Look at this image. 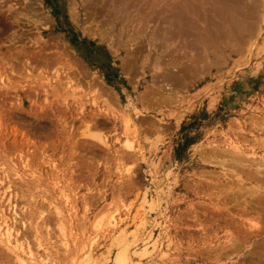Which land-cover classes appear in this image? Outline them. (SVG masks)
Wrapping results in <instances>:
<instances>
[{"label":"rangeland","instance_id":"1","mask_svg":"<svg viewBox=\"0 0 264 264\" xmlns=\"http://www.w3.org/2000/svg\"><path fill=\"white\" fill-rule=\"evenodd\" d=\"M183 1L0 0V209L47 264L252 262L218 248L263 222L264 0Z\"/></svg>","mask_w":264,"mask_h":264},{"label":"bare ground","instance_id":"2","mask_svg":"<svg viewBox=\"0 0 264 264\" xmlns=\"http://www.w3.org/2000/svg\"><path fill=\"white\" fill-rule=\"evenodd\" d=\"M181 1V0H180ZM183 1V0H182ZM184 2V1H183ZM222 2V1H221ZM184 3H186V2H184ZM224 3V2H223ZM177 3H175V4H173V5H176ZM181 4H183L182 2H181ZM187 4V3H186ZM185 4V5H186ZM189 4V3H188ZM216 4V3H215ZM218 4V3H217ZM172 5V6H173ZM178 6V5H177ZM218 6V5H217ZM173 7H175V6H173ZM176 8H178V10L180 9V7L178 6V7H176ZM184 8H187V7H184ZM172 9H174V8H172ZM226 9V8H225ZM181 10H183V8L181 9ZM186 10V9H185ZM232 10V9H231ZM228 11V10H227ZM173 12V11H172ZM174 13H175V10H174ZM182 15L184 14V13H181ZM173 15V14H172ZM219 15V14H218ZM230 15V14H229ZM232 15V14H231ZM171 16V15H170ZM174 16V15H173ZM175 16H176V14H175ZM174 16V17H175ZM181 16V15H180ZM222 16V15H221ZM220 16V17H221ZM185 15H184V19H185ZM223 17V16H222ZM230 17H232V16H230ZM183 19V18H182ZM222 19V18H221ZM175 22V21H174ZM178 22V21H177ZM179 22H180V20H179ZM178 22V23H179ZM180 24V23H179ZM181 24H183V23H181ZM180 24V25H181ZM172 25V24H171ZM186 25V24H185ZM224 25V24H223ZM180 31V30H179ZM126 65V64H125ZM79 72V71H78ZM77 72V73H78ZM14 74V73H13ZM6 78V77H5ZM2 79V78H1ZM4 81H5V79H4ZM68 81H70V82H72L70 79L68 80ZM2 82V81H1ZM4 83V82H3ZM4 85V84H3ZM67 85H69V84H67ZM2 88H5V87H2ZM1 89V88H0ZM103 89V88H102ZM8 90V89H7ZM103 91V90H102ZM106 93V92H105ZM110 95V94H109ZM42 110V109H41ZM13 125V124H12ZM4 129V128H3ZM14 129H16V127L14 128ZM18 129V128H17ZM16 129V130H17ZM16 130H13V131H16ZM18 133V132H17ZM22 133V132H21ZM15 134H16V132H15ZM14 134V135H15ZM94 134V133H93ZM17 135V134H16ZM21 136V135H20ZM233 149H234V151H236V154H240L241 153V151H242V148L241 147H239V146H232V152H233ZM41 150V149H40ZM230 150V151H231ZM41 152H42V150H41ZM232 152H229V153H232ZM238 152H240V153H238ZM243 153V152H242ZM241 153V154H242ZM247 153V152H246ZM234 154V153H233ZM252 156V155H251ZM85 160V159H84ZM260 160H262V159H260ZM248 161V160H247ZM263 161V160H262ZM261 161V162H262ZM85 162V161H84ZM219 163H220V161H219ZM222 163V162H221ZM244 163H246V162H244ZM225 164V163H224ZM236 164H237V162H236ZM257 165H258V163H257ZM263 165V164H262ZM243 166V165H242ZM240 167H241V164H240ZM259 167V166H258ZM242 168V170L244 169L243 167H241ZM251 168V167H250ZM245 169H247V168H245ZM258 171H260V167H259V170ZM12 172V171H11ZM14 172H15V176H17V173L18 172H16V170H14ZM239 172V171H238ZM256 172H257V170H256ZM255 172V173H256ZM225 173H227V172H225ZM236 173V172H235ZM234 173V175L232 174V176H233V178H235L236 177V174ZM242 173V172H241ZM7 174H9L8 172H7ZM6 174V175H7ZM223 174V173H222ZM239 174H240V172H239ZM243 174V173H242ZM246 174V173H245ZM258 174V173H257ZM261 176H264V172L263 173H259ZM258 174V175H259ZM226 175V174H225ZM231 175V174H230ZM248 175V174H247ZM259 175V176H260ZM2 176V175H1ZM1 176H0V184L3 182V178H1ZM218 176V175H217ZM228 176V175H227ZM240 176V175H239ZM239 176H237L236 177V179L239 177ZM258 176V177H259ZM260 176V177H261ZM21 177V176H20ZM246 177V176H245ZM245 177H244V179H245ZM256 177V176H255ZM229 179H231L230 177H228ZM6 180H7V178H5ZM244 179H242V180H244ZM260 180H261V178H259ZM264 179V178H263ZM232 180V179H231ZM240 180H241V178H240ZM225 181V180H224ZM226 181H227V179H226ZM229 181V180H228ZM237 181H238V179H237ZM259 181V180H258ZM241 182V181H240ZM244 182H245V180H244ZM233 183V182H232ZM260 183V182H259ZM263 183V182H262ZM230 184V183H229ZM241 184V183H240ZM3 185V184H2ZM231 185V184H230ZM262 185V184H261ZM8 186V185H7ZM7 186H6V189H8L7 188ZM225 186H226V184H225ZM228 186V185H227ZM242 186V185H241ZM258 185H255V188L252 186V188L253 189H251L252 191V193L251 192H249L250 194H249V198L252 196L253 197V194L255 195V194H257V193H259L261 190H263V194H260L259 196H260V199L261 198H263V209H264V186H263V189H259L258 187H260V186H258ZM247 187V186H246ZM245 187V188H246ZM249 187V186H248ZM251 187V186H250ZM249 187V188H250ZM262 187V186H261ZM236 188H242V187H239V185H238V187L236 186ZM236 188L234 189V191H236ZM218 189H219V187H218ZM221 189V188H220ZM224 189L225 188H223V190H222V192H224ZM229 189H230V187H229ZM244 189V188H243ZM3 190H5V189H3ZM213 190V189H212ZM231 190V189H230ZM238 190H240V192H242L241 190L242 189H238ZM215 191H217V189L215 190ZM227 191H229V190H226V192ZM244 191H246V193H245V195L247 194V189H245ZM7 192V191H6ZM222 192L220 191V194H222ZM239 192V193H240ZM4 193H5V191H4ZM4 193H3V195H4ZM228 194H229V192H227ZM226 193V195H228ZM231 193V192H230ZM234 193V192H233ZM244 193V192H243ZM7 194V193H6ZM5 194V195H6ZM232 194V193H231ZM238 194V193H237ZM241 194V193H240ZM11 194H9V196H10ZM212 195V194H211ZM214 195V194H213ZM216 195L217 194H215V197H216ZM225 195V196H226ZM239 195V194H238ZM258 195V194H257ZM9 196H7L8 197V202H10V198H9ZM14 196H15V193H14ZM13 196V197H14ZM219 197H220V195H218ZM224 195H222V197H223ZM229 196V198H231V196L230 195H228ZM228 196H226V197H228ZM236 195H234V197H235ZM242 196V195H241ZM241 196H239V197H241ZM244 196V195H243ZM247 196V195H246ZM245 196V197H246ZM259 196H258V198H259ZM5 196H3V198H4ZM225 197V198H226ZM233 197V198H234ZM239 197L237 196V197H235V200L233 199V202H235L237 199H239ZM2 198V199H3ZM17 198V197H16ZM221 198V197H220ZM237 198V199H236ZM257 198V197H256ZM7 199V198H6ZM217 199H219V198H217ZM222 199H224V198H222ZM232 199H230V202H232L231 200ZM14 200V199H13ZM229 200V199H228ZM227 200V201H228ZM244 200V199H243ZM15 201V200H14ZM217 201V200H216ZM257 201H259L260 202V200H257ZM6 203V202H5ZM15 203V202H14ZM221 203V202H220ZM225 203H227V202H225ZM238 204H239V207L241 206V204H243V203H239V202H237ZM251 203H253V202H251ZM216 204V203H215ZM238 204H236V205H238ZM245 204H248L247 202L246 203H244V205ZM260 204V203H259ZM0 205H2L1 204V202H0ZM7 205V204H6ZM9 205V204H8ZM33 205V204H32ZM210 205H212V204H210ZM219 205V204H218ZM14 206H15V204H14ZM54 206V205H53ZM213 206V205H212ZM217 208L218 207H220V205L219 206H217V204L215 205ZM226 206H228V204L226 205ZM251 207H254V206H252V205H250ZM7 207V206H6ZM9 208H10V206H8ZM222 207V210H225V208L223 209V206H221ZM220 207V208H221ZM237 207V206H236ZM235 207V208H236ZM239 207H237V209L239 208ZM243 207V210H244V213H247V208H248V210H249V206H246V207H244V206H242ZM5 208V207H4ZM15 208V207H14ZM16 208H17V206H16ZM15 208V209H16ZM57 208V207H56ZM11 209H12V207H11ZM85 209H87V208H85ZM2 210H3V208H2ZM1 209H0V223H3L4 224V227L0 224V240H1V242H3V243H1V245L3 246L4 244H6L5 246H7V249L8 250H12V251H10V252H12L13 253V250H17V251H19V256L16 258L17 259V261L19 262V264H47V263H49V262H54V261H52L51 259H50V257H52V255H54L55 256V254H57L56 253V251L55 252H52L53 250H54V245H52L53 243H49V241L47 240V237L48 236H46V235H49V234H46V233H48V232H42V229H44V228H41V232L42 233H45L44 235L46 236V241L48 242V244H46V246H44L43 244H42V241H45V240H40V239H38V240H36V246L38 245V247L40 248V247H44V249H45V252H48V254H46L44 257H41V255H36L35 253H33V251L31 250V248H30V246H27V247H25V246H23L24 244L22 243H20L21 242V240H18L17 239V237H16V235H17V233H19L18 231V229L16 228L15 229V226H14V228L12 227L13 226V224H15V223H13L12 224V226L10 225V224H8V222H7V220H6V217H5V215H4V213H2L1 214V211H2ZM22 210H24V209H22ZM212 210H214V209H212ZM226 210H228V209H226ZM230 210V209H229ZM241 210V209H240ZM240 210H239V212H240ZM6 211H7V208H6ZM14 211V210H13ZM31 211V210H30ZM30 211H28V212H30ZM75 211V210H74ZM216 211V210H215ZM217 211H218V209H217ZM216 211V212H217ZM3 212V211H2ZM8 212V211H7ZM241 212H242V210H241ZM263 212H264V210H263ZM16 213V212H15ZM14 213V215H17V213L15 214ZM62 213V212H61ZM61 213L60 212H58V213H56V214H58L57 216H58V221L57 222H59L60 223V225H61V223H62V219H63V217H62V215H61ZM68 213V212H67ZM219 213V212H218ZM243 213V212H242ZM243 213V214H244ZM10 214H12L13 215V213L11 212ZM39 214V213H38ZM222 214V213H221ZM227 215H228V213H226ZM2 215H3V217H2ZM19 215V214H18ZM231 214H229V216H230ZM236 215V214H235ZM38 216V218H39V216H41V214L40 215H37ZM193 216V215H192ZM219 216H220V213H219ZM223 216V215H222ZM260 216V215H259ZM5 217V218H4ZM13 219H14V217L15 216H11ZM18 216H16V220L18 219L19 220V217L17 218ZM193 217H195V215L193 216ZM231 217L232 218H235V217H237V216H233V215H231ZM21 218V217H20ZM32 218V217H31ZM223 218H225V217H223ZM226 218H227V216H226ZM239 218V217H238ZM243 218V217H242ZM254 218V219H253ZM253 218L252 219H246L245 221H243L242 223H239V225L240 226H242V227H239V228H241V229H239V231L241 230L242 231V233H240L239 234V240L237 241L239 244H237L236 242H234V241H229L228 239H227V241H225L224 240V243H228L227 245H222L223 247L222 248H218V249H220V250H222V251H226V253H230V251L232 252V251H234L235 252V249H240L241 251H244V249L246 250V248H248V247H250V248H248V250L246 251V252H243L244 254H242L243 256V259H245V261H255L256 259H257V262H259L258 264H260V262H263V264H264V213H263V222H261L260 221V219L258 220V218L259 217H257V219L255 220V217L253 216ZM9 219V218H8ZM196 219V218H195ZM240 219V218H239ZM17 220V221H18ZM33 220V219H32ZM36 220H38V219H36ZM35 220V221H36ZM197 220V219H196ZM237 220V219H236ZM243 220V219H242ZM10 222H11V220H9ZM20 221V220H19ZM21 221H22V218H21ZM194 221V220H193ZM223 221V220H222ZM23 222V221H22ZM43 222V221H42ZM95 222V221H94ZM197 222V221H196ZM218 223L219 224V222L218 221H215V223ZM225 222V221H224ZM228 222V221H227ZM241 222V221H240ZM24 223V222H23ZM22 223V224H23ZM36 223V225H37V222H35ZM39 223V222H38ZM41 223V222H40ZM39 223V224H40ZM199 223H201V222H199ZM236 223V222H235ZM21 224V223H20ZM19 224V225H20ZM33 224V223H32ZM97 224H98V226L100 225V222L99 223H96L95 222V225H94V227L96 228V227H98L97 226ZM229 224H230V222H229ZM30 225V224H29ZM35 225V224H34ZM200 225V224H199ZM201 225H203V224H201ZM226 225V224H225ZM233 226L235 225V224H232ZM21 226V225H20ZM23 226H24V224L22 225V228H23ZM204 226V225H203ZM212 226V225H211ZM223 226V225H222ZM230 226V225H229ZM3 227V228H2ZM17 227H18V225H17ZM61 227V226H60ZM63 227V226H62ZM206 227V226H205ZM228 227V226H227ZM237 227V228H238ZM19 228V227H18ZM37 228V227H36ZM35 228V229H36ZM221 228V227H220ZM225 228V227H224ZM234 228H236V227H234ZM35 229L33 228V230L35 231ZM46 229H47V227H46ZM60 229H62V228H60ZM206 229V228H205ZM228 229V228H227ZM230 229V228H229ZM233 229V228H232ZM15 230H18L17 232L15 231ZM25 230V229H24ZM63 230V229H62ZM61 230V231H62ZM238 230V229H237ZM40 231V230H39ZM225 231V230H224ZM228 231V230H227ZM229 231H231V229L229 230ZM228 231V232H229ZM238 231V232H239ZM63 232V231H62ZM262 232H263V237H261V234H262ZM15 233H16V235H15ZM37 233H38V231H37ZM225 234V233H224ZM227 234V233H226ZM229 234V233H228ZM237 234V233H236ZM33 235V234H32ZM36 235V234H35ZM40 235V233H38V236ZM230 235H232V234H230ZM43 235H41V237H42ZM226 236V235H225ZM233 236H234V233H233ZM34 237V236H33ZM227 237H229V236H227ZM12 238H14V239H16V240H14V242H15V245L14 244H12L13 243V239ZM23 239H25L24 238V236L22 237ZM39 238V237H38ZM230 238V237H229ZM233 238V237H232ZM48 239H50V237L48 238ZM259 239H261L260 241H258ZM51 240V239H50ZM235 240V239H234ZM237 240V239H236ZM20 241V242H19ZM41 241V242H40ZM24 242V241H23ZM74 242V241H73ZM221 242V241H220ZM223 242V241H222ZM46 243V242H45ZM59 243H61L60 245H62L63 246V248L64 249H66L67 250V248H68V246H69V243H68V241L66 240V239H63L62 238V240L60 239V241H59ZM251 243V244H250ZM26 244H28L27 242H26ZM55 244V243H54ZM57 244V243H56ZM35 245V244H34ZM49 245V246H48ZM59 245V244H58ZM248 245V246H247ZM83 246V245H82ZM85 246V245H84ZM129 245H127V243L126 244H124V247L122 248V250H124L123 251V253H121V254H119L118 255V257L117 258H115V261H114V264H121L122 263V261H124V262H126L125 260H126V258H127V255H126V253H127V249L129 248L128 247ZM1 247V246H0ZM61 247V246H60ZM60 247H59V249H60ZM4 248V247H3ZM2 248V249H3ZM124 248H126V251H125V249ZM210 248V247H209ZM5 249V248H4ZM6 249V250H7ZM58 250V252L60 251L59 249H58V247H56L55 248V250ZM63 249V250H64ZM70 249V248H69ZM68 249V250H69ZM87 249V248H86ZM212 249V248H211ZM217 249V250H218ZM6 250H5V252H6ZM7 250V251H8ZM67 250V251H68ZM82 250H84V256L82 255L81 257H77V260H76V262H74V263H72L71 262V264H89V257H90V252L87 250H85V249H82ZM121 250V251H122ZM213 250H215V249H213ZM219 250V251H220ZM65 251V250H64ZM66 251V252H67ZM211 251V250H210ZM221 251V252H222ZM228 251V252H227ZM5 252H3V253H5ZM9 252V251H8ZM15 252V251H14ZM43 252H44V250H43ZM66 252H65V254H66ZM69 252V251H68ZM211 252H213V251H211ZM218 252V251H217ZM240 252V251H239ZM7 253V252H6ZM16 253H18V252H15V254ZM54 253V254H53ZM228 253V255H229V257H228V255H227V257L228 258H230V255H232V254H229ZM242 253V252H241ZM11 254V253H10ZM14 254V255H15ZM42 254V253H41ZM62 254H64V252L62 251ZM77 254V253H76ZM217 254H219V253H217ZM224 253H222L221 255H223ZM234 254V253H233ZM237 254V253H236ZM7 254H5V256H6ZM22 255H26V256H28L29 257V261H26L25 259H23L22 258ZM238 255V254H237ZM241 255V254H240ZM3 256V255H2ZM5 256H3V257H5ZM8 256H10L9 254H8ZM16 256V255H15ZM58 256V255H57ZM126 256V257H125ZM215 256H217V255H215ZM233 256V255H232ZM220 257V256H219ZM224 257H226V254H225V256L223 255V257L222 258H224ZM8 259V257H5V259ZM10 258H12L11 256H10ZM61 258V257H60ZM59 258V259H60ZM232 258V257H231ZM14 259V258H13ZM12 259V260H13ZM16 259H15V261H16ZM241 259V258H240ZM9 260V259H8ZM49 260H51V261H49ZM2 261V260H1ZM10 261V260H9ZM241 261V260H240ZM11 262L13 263L14 261H10V262H8V263H10L11 264ZM124 262L122 263V264H124ZM243 262V261H242ZM250 263V264H257V263H255V262H253V263ZM7 263V264H8ZM245 263V262H244ZM18 264V263H17ZM51 264V263H50ZM53 264V263H52ZM57 264V263H56ZM243 264V263H242ZM246 264H249V263H246ZM262 264V263H261Z\"/></svg>","mask_w":264,"mask_h":264}]
</instances>
